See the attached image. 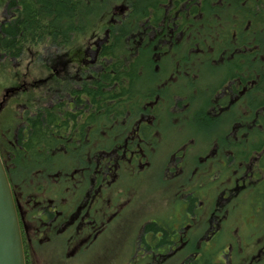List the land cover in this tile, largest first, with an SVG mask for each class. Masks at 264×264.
<instances>
[{
	"label": "trees",
	"instance_id": "obj_1",
	"mask_svg": "<svg viewBox=\"0 0 264 264\" xmlns=\"http://www.w3.org/2000/svg\"><path fill=\"white\" fill-rule=\"evenodd\" d=\"M42 1L40 8L34 0H19L20 16L1 26L5 58H19L24 46L43 45L37 39L44 33L51 36L48 46L66 45L74 57L81 48L84 59L99 41L95 61L83 65L79 82L83 99L98 105L101 144L127 143V125L142 116H153L161 128L183 119L219 156L212 160L207 190L211 211H228L221 228L229 238L214 235L216 249L227 243L235 252L240 242L248 246L258 239L264 244V0ZM5 4L9 11L15 2ZM77 43L83 47L75 48ZM84 107L91 118L92 104ZM42 116L43 107L34 122L38 129L24 142L28 154L7 161L16 158L29 170L45 158L35 146L56 140L47 136ZM116 153L106 163L118 167ZM122 189L126 199L127 184ZM199 253L206 263L190 264H230L208 263L209 252ZM25 264H31L26 254Z\"/></svg>",
	"mask_w": 264,
	"mask_h": 264
},
{
	"label": "flooded vegetation",
	"instance_id": "obj_2",
	"mask_svg": "<svg viewBox=\"0 0 264 264\" xmlns=\"http://www.w3.org/2000/svg\"><path fill=\"white\" fill-rule=\"evenodd\" d=\"M18 1L14 0L8 19L0 23V39L3 38L1 26L20 16L16 11L20 8ZM39 1L34 0L41 8L43 5ZM64 26L60 38L63 43L67 41ZM41 40L43 53L50 55V74L38 80L25 77L21 83L11 84L10 79L7 84L6 80L0 87V156L10 182L28 263H97L100 256L96 246L109 226L127 214L126 208L128 211L138 200L141 176L153 167L174 173L172 177L176 178V184L170 197L163 192L158 194L160 213L141 218L139 232L133 240L134 250H130L135 252L134 256L146 258L149 263L160 254L164 263V259L180 252L179 264L206 263V260L200 261L201 251L209 252L212 257L208 263H264V244L259 239L248 246L240 242L235 252L227 243L223 249H216L219 246L214 240L216 234L221 233L220 241L229 238L228 231L221 228L222 220L225 224L228 217L222 202H226V198L219 203L223 209L213 212L209 199L211 193L207 190L211 184L212 160L219 158L216 150L208 147L205 140L203 143L196 132L177 146L176 134L180 129H188L183 119L165 122V127L161 128L158 121L148 115L142 116L131 127L127 125V143L124 145L115 147L112 142L102 145L98 105L83 99V85L79 82L85 70L82 50L74 57L66 45H61L58 53L51 54L50 45L46 46L52 43L49 33L39 34L37 41ZM0 48L4 53L1 40ZM75 80L77 82L73 83ZM37 82L41 83L39 85L44 87L46 94L42 105L29 101V88ZM17 104L22 106V111L15 117ZM91 104L90 118L89 108L84 106ZM41 107L47 136L56 141L49 140L45 146H35L36 153L44 154L45 158L28 170L16 158L12 162L7 160L13 155L28 154L24 142L31 136L30 131L38 129L34 122ZM116 152L121 154L122 160L118 167L109 163ZM102 165L106 171L101 173ZM148 182H156L154 174H149L143 184ZM224 182L216 180L214 184ZM124 184H127L126 199H122ZM117 199L126 201L123 204ZM234 238L238 241L237 235ZM104 242L106 240L102 244ZM108 249L109 243L104 245V250ZM83 253L86 254L85 260L80 261Z\"/></svg>",
	"mask_w": 264,
	"mask_h": 264
},
{
	"label": "rangeland",
	"instance_id": "obj_3",
	"mask_svg": "<svg viewBox=\"0 0 264 264\" xmlns=\"http://www.w3.org/2000/svg\"><path fill=\"white\" fill-rule=\"evenodd\" d=\"M6 1L8 0H0V23L2 20L8 19V8L6 7ZM1 38V33H0ZM99 41L92 42L90 45H94L91 47L92 51H87L86 59H84V64L92 65L95 61L94 58V50L98 48ZM48 47V44H47ZM83 47L80 43H77L75 48ZM50 53H58L59 49L57 46H49ZM81 49V48H80ZM42 44L41 46H24L21 49V55L19 58L9 59L5 58L6 54L2 53L0 48V87L7 80V84H9L10 79H12V83H21L25 81L23 78H27L28 80H38L43 78L46 74L49 73V68L51 65L49 63V56L43 53ZM41 54V56H40ZM39 56V57H38ZM84 57V55H83ZM71 58H74L71 56ZM74 62V60H73ZM72 63V62H71ZM17 74V77H16ZM40 82H37L33 88H29V101L31 103H35L38 105L39 103L42 105L44 103L46 94L44 87H42ZM39 85V86H37ZM21 101V100H18ZM40 101V102H39ZM28 103V102H27ZM22 106L20 104L15 105L14 107V116H18L21 114ZM12 111L9 110V113ZM195 128L192 129H180L179 134H176V144L179 145L180 141L185 139L189 134L196 135ZM170 137V135H169ZM168 137V138H169ZM149 174H154L156 177V182L143 184ZM174 173L169 172L166 173L164 169H157L156 167L151 168L147 173L141 176L142 184L139 187L140 192H137L139 196L138 200L131 204L128 211L126 208L125 215L121 216L115 223L111 224L106 232V235L103 236V239L99 241V245L96 247L99 248L96 252L99 253V258L97 263L90 264H146V258H140L141 256H134L132 251L134 250V238L136 233L139 232L140 220L144 217H154L153 213H160L161 210L159 205L161 202L158 200V194L163 192V195L170 197L174 191L172 188L174 184H176V178H173ZM127 181V177L124 178ZM117 185L119 182L116 183ZM120 185V184H119ZM118 185V187H119ZM125 185V184H124ZM110 197V196H109ZM136 199V198H135ZM225 203V201H222ZM218 203V202H217ZM143 206H139V205ZM148 204V205H147ZM147 205V206H146ZM136 211V212H135ZM138 211V212H137ZM106 240L102 244V242ZM97 241V242H98ZM109 243L108 250H104V245ZM127 250V253H123ZM138 253V252H137ZM139 254V253H138ZM85 253L81 254L79 260H85ZM181 253H175L169 259H164V263L160 254L157 257H154L152 261L149 263L152 264H178V259L181 258ZM114 262V263H113ZM127 262V263H126ZM148 262V261H147ZM158 262V263H157ZM68 264H88V263H68ZM235 264V263H233ZM237 264H258V263H237ZM264 264V263H260Z\"/></svg>",
	"mask_w": 264,
	"mask_h": 264
},
{
	"label": "water",
	"instance_id": "obj_4",
	"mask_svg": "<svg viewBox=\"0 0 264 264\" xmlns=\"http://www.w3.org/2000/svg\"><path fill=\"white\" fill-rule=\"evenodd\" d=\"M0 264H25L17 212L0 157Z\"/></svg>",
	"mask_w": 264,
	"mask_h": 264
}]
</instances>
